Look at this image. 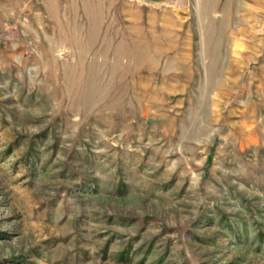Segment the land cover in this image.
Wrapping results in <instances>:
<instances>
[{
    "label": "rangeland",
    "instance_id": "374dc122",
    "mask_svg": "<svg viewBox=\"0 0 264 264\" xmlns=\"http://www.w3.org/2000/svg\"><path fill=\"white\" fill-rule=\"evenodd\" d=\"M0 264H264V0H0Z\"/></svg>",
    "mask_w": 264,
    "mask_h": 264
},
{
    "label": "water",
    "instance_id": "95a60500",
    "mask_svg": "<svg viewBox=\"0 0 264 264\" xmlns=\"http://www.w3.org/2000/svg\"><path fill=\"white\" fill-rule=\"evenodd\" d=\"M150 1H158V0H150Z\"/></svg>",
    "mask_w": 264,
    "mask_h": 264
}]
</instances>
